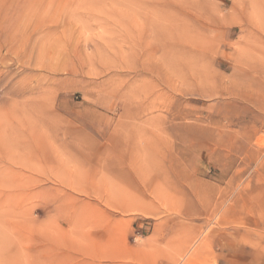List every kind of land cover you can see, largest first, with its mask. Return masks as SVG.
Here are the masks:
<instances>
[{
	"label": "rangeland",
	"instance_id": "rangeland-1",
	"mask_svg": "<svg viewBox=\"0 0 264 264\" xmlns=\"http://www.w3.org/2000/svg\"><path fill=\"white\" fill-rule=\"evenodd\" d=\"M0 145V264H264V0H0Z\"/></svg>",
	"mask_w": 264,
	"mask_h": 264
},
{
	"label": "bare ground",
	"instance_id": "bare-ground-1",
	"mask_svg": "<svg viewBox=\"0 0 264 264\" xmlns=\"http://www.w3.org/2000/svg\"><path fill=\"white\" fill-rule=\"evenodd\" d=\"M164 20H165V19H164ZM165 21H166V20H165ZM162 22H163V21H162ZM164 23H165V22H164ZM169 23H170V22H169ZM169 23H168V24H169ZM165 24H166V23H165ZM147 27H148V26H147ZM143 30H144V29H143ZM178 31H179V30H178ZM180 35H181V34H180ZM182 35H184V34H182ZM156 36H158V35H156ZM184 37H185V36H184ZM156 38H158V37H156ZM160 38H161V37H160ZM181 39H182V38H181ZM183 39H184V38H183ZM183 39H182V40H183ZM160 40H161V39H160ZM176 40H177V39H176ZM162 41H163V40H161V42H162ZM162 43H163V42H162ZM177 43H179V42H177ZM158 46H159V44H158ZM159 49H160V48H159ZM133 50H134V49H133ZM134 53H135V52H134ZM136 62H137V61H136ZM120 63H121V62H120ZM135 80L137 81L138 79H134L133 82H134ZM147 84H148V83H147ZM40 95H41V94H40ZM0 146H1V145H0ZM6 153H7V152H6ZM138 153H139V152H138ZM8 154H9V153H8ZM8 159H9V158H8ZM125 159H127V158H125Z\"/></svg>",
	"mask_w": 264,
	"mask_h": 264
}]
</instances>
